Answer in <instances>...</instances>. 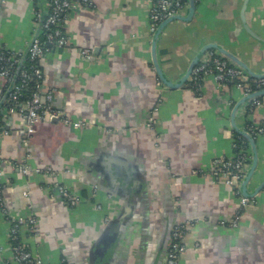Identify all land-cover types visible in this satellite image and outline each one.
Listing matches in <instances>:
<instances>
[{"label":"crops","instance_id":"crops-1","mask_svg":"<svg viewBox=\"0 0 264 264\" xmlns=\"http://www.w3.org/2000/svg\"><path fill=\"white\" fill-rule=\"evenodd\" d=\"M150 1L93 0L91 8L79 6L65 26L70 46L105 48L107 56L92 53L86 61L70 48L41 62L45 88L63 92L54 106L88 127L39 122L35 135L25 139L19 119L11 116L9 134L0 138L5 161L19 166L27 160L60 180L70 172L66 182L74 187L77 205L67 210L50 190L48 176L23 175L11 165L2 167L4 204L15 217H38L39 237L26 231L21 239L43 264H160L169 229L177 223H192L179 264H264V189L231 229L226 222L238 211L239 198L209 173L214 158L234 156V123L245 131L247 123L263 122L264 102L248 113L241 91L221 88L212 77L202 82L201 96L186 87L162 92L151 64ZM244 3L196 0L189 23L167 26L157 43L164 75L181 80L206 44L264 73V0ZM34 5L0 0V41L9 50L26 51ZM3 87L0 82V94ZM154 107L159 149L144 127ZM255 145L258 165L249 190L264 179V137ZM110 221L118 222L111 239L102 235ZM9 227L0 211V264H16Z\"/></svg>","mask_w":264,"mask_h":264},{"label":"built area","instance_id":"built-area-1","mask_svg":"<svg viewBox=\"0 0 264 264\" xmlns=\"http://www.w3.org/2000/svg\"><path fill=\"white\" fill-rule=\"evenodd\" d=\"M93 4V0L38 1L33 7L31 40L25 55L9 50L0 41V82L4 83L0 94V117L3 124H5L4 126L0 125V138L9 134L6 124L11 116H17L19 119V131L25 139L33 137L36 125L39 122H50L54 118L63 126L73 129L89 126V123L84 121L70 120L60 110L53 107V93L55 90L45 88V73L37 63L41 64L52 52L67 49L70 46L71 39L65 31L66 23L73 11L79 6L91 8ZM150 4L149 20L152 22L151 32H154L164 20L182 14L186 7V0H151ZM76 50H78L82 59L92 57L91 50L88 47L82 46ZM24 61H28L30 65L25 67ZM207 77H212L221 88L229 86L236 88L241 91L243 97L264 90V78L254 79L248 77L242 70L236 68L214 51L207 52L200 63L192 70L189 82L197 96L202 95V82ZM10 87L11 89H9ZM263 102L264 97L252 99L246 104V112L254 111ZM157 107L149 112L144 123L146 129H155L158 122ZM245 131L253 139L264 137V120L261 124L247 123ZM232 147L234 156L228 159L225 157L214 158L209 173L214 178H221L225 185L239 198L238 211L229 222H226L229 228L237 229L240 215L250 202L241 194V186L249 166L250 154L248 148L239 147L234 142ZM12 164V162L0 158V211L6 221L10 223L8 240L14 255V262L16 264H43L23 245L21 239L26 231H35L36 219L33 216L10 219L9 211L4 204L2 190L5 181L2 167ZM21 173L23 175L37 173L55 178L53 170L49 168L44 170L31 169L28 165H25L21 168ZM55 186L66 208L70 209L77 205L79 198L72 190L59 183ZM97 207L100 209V206ZM191 224H177L171 228L169 243L162 264H179L181 256L186 251L185 236Z\"/></svg>","mask_w":264,"mask_h":264},{"label":"water","instance_id":"water-1","mask_svg":"<svg viewBox=\"0 0 264 264\" xmlns=\"http://www.w3.org/2000/svg\"><path fill=\"white\" fill-rule=\"evenodd\" d=\"M34 1H35V5H36V2H38V1L45 2V0H34ZM247 2H248V0H245V3H244L245 7L247 5ZM195 10H196V0H186L185 11H183L182 14L175 15V16H172V17L164 20L161 24L158 25V27L155 29L154 32H151L152 22L150 21V29L149 30H150V37H151V51H150L151 64L153 66V70L155 72V75H156V77L158 79V84L160 85L159 89H161L162 92L165 89H168V90H180V89H186V88L188 89V87L186 85L190 81L192 70L200 63L202 58L209 51H215L223 59L227 60L229 63L234 65L236 68H239L240 70H242L250 78H254V79H262V78H264V73L258 74V73L252 72L243 62H241L236 56H234L232 53L228 52L227 50H224L223 48L219 47L216 44H206L200 49L198 54L193 58V60L191 61V63L189 65L185 75L181 78V80H179L178 82H172L171 80H169L164 75V73L162 72V69H161L160 64H159L158 53H157L158 39L162 35V33L166 29V27L169 26L170 24H173V23L187 24V23H189L194 17ZM32 15H33V11H32ZM32 24H33V20H32ZM82 46L88 47L87 45H84V43H82L80 45L72 44V46H69L67 49L71 48V50L74 53H76L77 56L81 59L80 54H79L78 50H76V49L79 48V47H82ZM88 48L91 50V53H94V54H99L100 53L104 57L107 56L108 52L106 51L105 48L102 49V52H98L96 49L94 50L93 47H88ZM63 50H66V49H63ZM26 52L27 51L21 52V53H23V55H25ZM92 58H93V56L90 59H92ZM90 59H88V60H90ZM84 60H86V59H84ZM88 60H86V61H88ZM9 89H11V87ZM54 90H55V92L53 93V107H56L55 109L60 110V107L59 106H54V104L55 103L57 104V102L63 97V92H62L61 89H58V90L54 89ZM261 97H264V90L259 91L257 93H254V94H252V95H250L248 97H244V99L242 100L241 103L244 105L245 103L247 104V102L251 101L254 98H261ZM3 100H2V102H3ZM237 108L238 107L234 108L233 113H236ZM233 116H234V114H233ZM9 120H11V119H9ZM157 121L158 122L156 124V127L159 124L158 118H157ZM56 122L58 123L57 119H55V118L51 119V121H50V123H56ZM156 127H155L154 130H152V132L154 134L155 146H156V148L159 149L160 145L158 143L159 140L157 139L158 136H157V134L155 135V133H154V131L156 130ZM232 130H233L234 133L240 135L241 137H243L248 142V150H249L248 152L250 154V162H249V166H248L245 178H244L242 186H241V194H242V196L244 198H247V199L250 200V202H252L255 199L256 195L258 193H260L264 189V179H263L260 182V184H258L256 186L255 189L249 190V184H250V182H251V180H252V178L254 176L255 170H256L257 165H258V158H257V150H256V145H255V139H253L252 136H250L246 131L239 130V128L235 125V123L233 125V129ZM35 132H36V130H35ZM107 132L110 133L109 131H107ZM34 135H35V133H34ZM28 164H29V162L27 160H24L21 163H19V166H16V164H14V163L12 165L15 166L16 168H18L19 171L21 172V168H23L25 165H28ZM5 166H7V165H5ZM28 166L31 169H33V167H31L30 165H28ZM65 175L66 176H64V174H63L62 180H60L59 177L58 178L55 177L53 179V178H50V176H48L49 177V182H50V190L51 191L55 190L57 192V194L54 195L55 197H57L59 195L58 189L55 186L58 183L64 185L65 187L69 188L72 191L74 190L73 185L69 186L67 184V182H66V180H67L66 178H67V176L70 175V172L66 173ZM3 179H4V176H3ZM75 180H76V178H75ZM66 209L69 210L68 208H66ZM34 211H37V209L34 208ZM8 215H9L10 219L23 218V217H19V216L15 217L10 212H9ZM24 218H26V217H24ZM35 219H36L35 231H32L31 233L32 234L36 233L37 236H38L39 234H41L40 222L38 220V217L35 218ZM117 223L118 222H116V221H110L106 226L103 227L102 235L104 236V238H109V239L112 238L113 231L118 226ZM223 223H225V222H223ZM8 224L10 226L9 222H8ZM177 224H181V223H177ZM177 224H174V225H177ZM170 231H171V229H169L168 236H170ZM168 243H169V237L167 238V241H166L165 254H166V250H167V247H168ZM9 249L11 250L10 245H9ZM163 261L160 264H162Z\"/></svg>","mask_w":264,"mask_h":264},{"label":"trees","instance_id":"trees-1","mask_svg":"<svg viewBox=\"0 0 264 264\" xmlns=\"http://www.w3.org/2000/svg\"><path fill=\"white\" fill-rule=\"evenodd\" d=\"M26 57H27V55L25 56V59H26ZM29 65H30V63L28 61H26L25 62V67H28ZM37 65L40 66L41 69H42V66H41L40 63L39 64L37 63ZM190 85H191L190 82H188L186 86L188 87V89H193ZM2 121L3 120L0 117V125L4 126L5 124H3ZM233 142L239 147H243L244 146V147L248 148V142L243 137H241L240 135H238L236 133H233ZM62 264H66V263L63 262Z\"/></svg>","mask_w":264,"mask_h":264},{"label":"flooded vegetation","instance_id":"flooded-vegetation-1","mask_svg":"<svg viewBox=\"0 0 264 264\" xmlns=\"http://www.w3.org/2000/svg\"><path fill=\"white\" fill-rule=\"evenodd\" d=\"M186 251H187V247H186ZM186 251H185V253H186ZM185 253H184V254H185ZM182 256H183V255H182ZM182 256H181V258H182ZM179 263H180V262H179Z\"/></svg>","mask_w":264,"mask_h":264}]
</instances>
